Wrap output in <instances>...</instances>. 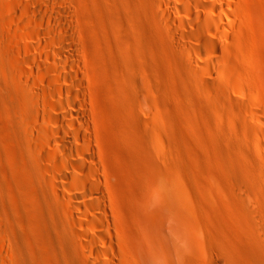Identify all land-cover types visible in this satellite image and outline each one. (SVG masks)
Returning <instances> with one entry per match:
<instances>
[{"label":"bare ground","instance_id":"1","mask_svg":"<svg viewBox=\"0 0 264 264\" xmlns=\"http://www.w3.org/2000/svg\"><path fill=\"white\" fill-rule=\"evenodd\" d=\"M27 1L0 0V264H264L241 0ZM177 93L219 149L195 186Z\"/></svg>","mask_w":264,"mask_h":264},{"label":"rangeland","instance_id":"2","mask_svg":"<svg viewBox=\"0 0 264 264\" xmlns=\"http://www.w3.org/2000/svg\"><path fill=\"white\" fill-rule=\"evenodd\" d=\"M43 1L48 2L50 0H43ZM226 1L230 5H233L235 3L230 0H226ZM207 2L210 4L213 3V0H207ZM241 2L245 14V15L243 14L241 18L243 20L246 39L248 40V41L246 40L247 44L244 50L245 59L249 64H253V63L256 64L257 67L256 71L259 78L258 82L264 91V0H241ZM25 3H28V1L25 0ZM178 5L181 4L178 3ZM234 5H236V3ZM177 15L178 14H175L176 17ZM258 40L260 41L258 42ZM209 57L212 58L214 57L212 61L217 60L215 56H209ZM209 57L208 59L211 60V58ZM99 73L101 74L102 71L100 70ZM167 98H169V101L173 103L184 102V105L186 107V111L184 112V114H181V116L170 113L169 120L173 123L175 122V124L177 123L176 125L178 127L181 125L179 127V130L180 131L182 130L181 131L182 133L180 132L178 136V137L181 136L180 139L182 138L181 140L178 141V145L180 148L181 164H182L181 170L192 176L193 185L195 186L196 183L194 182H196L198 178L199 166L201 165V163L205 165L208 160H211L212 159L211 154H213V156L214 155L216 156L218 153L217 154L215 153L216 151L219 152V149H217L216 145L213 146V143H210V140H196L193 139L191 135L189 136L190 133L192 134L193 132L195 133L196 131L197 133L203 132V135L204 134L209 135L211 133L210 131H206V123L204 122V119L201 115L202 113L201 109L198 107L196 103H193L189 99L185 100L186 99L185 96L180 93L173 94ZM189 137H191L192 139ZM251 142L252 144L254 143L253 140ZM166 143L167 145L169 144L170 146L172 140H167ZM106 155L108 154L106 153ZM217 156L219 157V154ZM217 156L216 158H213V161H215L218 158ZM199 160H201L202 162ZM133 231H135V229L131 231V236L134 237L136 236L137 233L135 234ZM141 250H142L141 244L137 242L136 249L134 251L137 254V252Z\"/></svg>","mask_w":264,"mask_h":264}]
</instances>
